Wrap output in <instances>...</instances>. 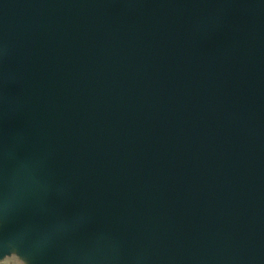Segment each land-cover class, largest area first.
Instances as JSON below:
<instances>
[{"label":"water","instance_id":"water-1","mask_svg":"<svg viewBox=\"0 0 264 264\" xmlns=\"http://www.w3.org/2000/svg\"><path fill=\"white\" fill-rule=\"evenodd\" d=\"M0 217L13 264H264V0H0Z\"/></svg>","mask_w":264,"mask_h":264},{"label":"rangeland","instance_id":"rangeland-1","mask_svg":"<svg viewBox=\"0 0 264 264\" xmlns=\"http://www.w3.org/2000/svg\"><path fill=\"white\" fill-rule=\"evenodd\" d=\"M1 218V217H0ZM7 221L4 219L2 222H0V226L2 224H5ZM11 252L2 257L0 259V264H13V262L17 259V257L20 255L19 250L16 245H12ZM22 256V255H21ZM27 259V257H25Z\"/></svg>","mask_w":264,"mask_h":264}]
</instances>
